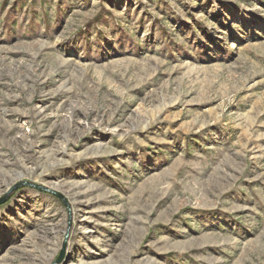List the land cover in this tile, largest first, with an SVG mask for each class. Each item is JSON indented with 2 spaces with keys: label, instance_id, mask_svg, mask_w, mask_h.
Masks as SVG:
<instances>
[{
  "label": "rangeland",
  "instance_id": "rangeland-1",
  "mask_svg": "<svg viewBox=\"0 0 264 264\" xmlns=\"http://www.w3.org/2000/svg\"><path fill=\"white\" fill-rule=\"evenodd\" d=\"M0 264H264V0H0Z\"/></svg>",
  "mask_w": 264,
  "mask_h": 264
},
{
  "label": "water",
  "instance_id": "water-1",
  "mask_svg": "<svg viewBox=\"0 0 264 264\" xmlns=\"http://www.w3.org/2000/svg\"><path fill=\"white\" fill-rule=\"evenodd\" d=\"M1 202V201H0Z\"/></svg>",
  "mask_w": 264,
  "mask_h": 264
}]
</instances>
